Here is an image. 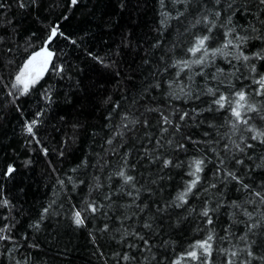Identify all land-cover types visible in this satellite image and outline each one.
<instances>
[{
  "label": "snow or ice",
  "instance_id": "6c2138e0",
  "mask_svg": "<svg viewBox=\"0 0 264 264\" xmlns=\"http://www.w3.org/2000/svg\"><path fill=\"white\" fill-rule=\"evenodd\" d=\"M85 2L0 0V119L12 111L23 117L24 106L39 95L43 104L24 120L23 128L45 158L53 149L41 140L38 129L57 104L58 90L51 81L73 82L74 90L90 99L100 96L105 82L135 79L122 67L125 50L138 51L131 32H122L118 42L104 40L102 52H94L87 47V31L76 38L66 31V22L84 10ZM159 3L157 36L141 58L142 67L152 64L154 70H149L127 108L111 95L103 97L108 106L106 137L99 145L103 155L95 153V164L85 158L72 171L87 173L89 167H99L103 173L110 164L107 157L120 159L103 179L92 175L90 180L72 181L73 190L83 185L87 195L71 206L66 217L69 226L90 229L88 235L97 249L104 238L119 245L112 255L116 264H215L214 252L222 257L221 264H264V0H170L174 13L165 10L166 0ZM13 6L24 15L35 13L37 27L23 37L8 15ZM119 7L126 9L125 0H120ZM171 21L177 22L174 34L169 31ZM68 46L83 50L94 77L79 78L84 69L68 63ZM157 52V61L150 60ZM217 59H223L230 71L217 65ZM13 65L15 71L6 77L2 69ZM211 68L215 71H207ZM170 69L177 71L173 75ZM166 73L172 78L161 79ZM176 101L182 102L180 107ZM64 103H69L67 96ZM59 119L72 129L54 149L62 158L84 125L78 119ZM198 129H203L199 139L194 132ZM97 135L92 133L94 140ZM137 145L139 154L133 160ZM32 163L30 158L22 161L24 168ZM173 171L186 179L175 196L164 198L162 182L171 180ZM18 172L15 162L9 163L0 171V180H13ZM57 183L65 186L59 178ZM233 192L237 193L234 198ZM124 197L127 200L121 202ZM54 206L55 200L42 208L38 220L29 225L33 233L43 230L46 219L60 215ZM14 207L7 197H0V208L11 213ZM222 212L229 221L223 235L217 232ZM3 219L9 223L0 227V242L13 247L7 253L0 251V258L7 255L9 264H46L34 255L41 251L38 242H28L25 236L26 243L20 244L11 235L15 224L9 216ZM99 219L104 221L102 226L94 223ZM112 219L118 225L108 222ZM193 219L199 220L195 230L206 235L189 239L184 251L175 256L178 242L171 232H182V226ZM21 248L33 252L16 259L14 254Z\"/></svg>",
  "mask_w": 264,
  "mask_h": 264
},
{
  "label": "trees",
  "instance_id": "16d2710c",
  "mask_svg": "<svg viewBox=\"0 0 264 264\" xmlns=\"http://www.w3.org/2000/svg\"><path fill=\"white\" fill-rule=\"evenodd\" d=\"M125 2L127 7L121 11L119 7L120 0H86L84 10L78 12L70 23L66 22L65 27L73 38L83 35L87 31L89 33L86 38L87 47L94 52H102L106 47L103 43L104 40H108L110 43L118 42L122 32H131L134 44L138 45V51L129 52L125 50L122 67L130 72L135 79L105 82L99 88L100 96L90 99H85L83 93H77L74 90L73 82L68 80L51 81L56 84L58 90L57 104L46 113L44 124L38 129L41 140L50 149H53L48 158L41 154L39 151L40 146L31 142L23 128L24 120L30 119L31 114L43 104L39 95L34 96L24 106L23 117L12 111L4 119H0V171H3L9 163L13 162L19 168V172L13 180H0V197H7L15 206L11 213H9L8 209L0 208V227L9 223V221L3 219L5 216H9L11 222L15 224L11 232L13 239L19 241L20 244L26 243L24 240L25 236L29 237L28 242H33V239H35L41 251L34 253V255L45 261L46 264H105V261H107V264H116L112 260V255L114 250L119 249V245L104 238L99 240L101 247L97 249V246L91 243V238L88 235L90 229L76 230L69 226L66 217L71 206L79 204L87 195V188L83 185L73 190L72 181H78V179L85 177L90 180L92 175H100L103 179L117 165L120 159L119 156L107 157L110 164L103 173L100 172L99 167H89L87 173L80 170L77 172L72 171L85 158L89 160L90 164H95L97 158L95 153L103 155V149L99 145L104 142L107 132L104 125L108 123L104 119L108 106L103 104V97L111 95L114 101L127 108L131 104L133 96L138 95V89L142 86V82L145 81V77L148 76L149 70H154L152 64L142 67L141 58L144 56V51L148 49L157 36L156 29L159 27L161 19L159 0H125ZM166 3L168 7L165 10L173 11L174 13L170 0H166ZM8 15L12 18L14 24L20 26L21 37L29 29L37 27L34 21V12L32 15H24L13 6L12 11ZM55 18V16L52 17V19ZM240 22L244 23L245 21L241 18ZM171 23L173 28L169 31L174 34L177 22L171 21ZM106 24L111 27H106ZM180 27L182 31L183 26ZM190 38V36L187 37V39ZM181 39L185 38L182 37ZM165 43H167L166 40ZM67 52L66 59L68 63L78 64L84 69L83 73L79 75L80 79L95 76V73L88 66L89 61L85 59L82 49L68 46ZM177 52L179 55H183L179 49ZM159 55V52L155 55H150V60L157 61ZM21 59L22 54L17 59V63H20ZM216 63L224 68L226 72L230 71L228 64L223 59H217ZM2 71L7 77L9 71H15V65L11 69L4 68ZM176 71L175 69L169 70L173 75ZM207 71L212 72L215 69L211 68L207 69ZM73 76L75 79V74ZM170 78L172 77L168 73L161 77V79L165 80ZM194 78L201 85L204 83L201 78ZM181 80L187 83L183 74H181ZM65 96L69 99L67 104L64 103ZM2 98L3 92L0 91V99ZM174 103L176 107H180L182 102L176 101ZM160 106L164 107V103L160 102ZM132 110L135 111V108ZM4 111H7V109ZM60 116H65L69 121L78 119L84 125L78 134L77 142L75 144L70 143V146L65 149V155L62 158L57 155L54 149L60 146L61 141L65 138L64 134L70 135L72 133V129L59 119ZM118 119L119 117L117 116L115 120L118 121ZM200 131H203V129L194 130L198 139L200 138ZM93 132L98 133L95 140L92 136ZM138 149H140V145L133 149V160L139 154ZM192 151L194 152L195 149L193 148ZM121 152H123V149H121ZM29 158L32 159L33 163L31 167L24 168L22 161ZM171 175V180L166 179L162 182L164 184V198L175 196L182 189L186 179L179 171H173ZM209 176H211V173H209ZM57 178L65 182L63 188L57 183ZM236 195L237 193H230L233 198ZM53 200L56 201V206L54 207L60 212V215L46 219L42 225L43 230L39 233H33L29 225L38 220L42 208ZM124 200H127V197L121 198V202ZM59 205L63 207H58ZM109 215L113 216L114 214L109 213ZM12 217H15V219L12 220ZM103 222V219H99L94 223L102 226ZM108 222L118 225V221L115 219ZM228 222L227 214L222 212L218 221L221 226L217 228V232L223 235L222 228L227 226ZM197 223H199V220L193 219L190 223L182 226V232H171L173 238L178 242L175 256H179L184 251L188 246L189 239L194 240L206 235L195 230ZM240 234L237 232V235ZM97 236H99V233H97ZM216 243L220 245L219 240ZM223 246L227 247L228 245L225 244ZM12 247L11 243H8L7 247H5V242H0V251L7 253V250ZM100 251L104 253L103 256L99 255ZM32 252V249L21 248L14 255L16 259L22 260L27 253ZM214 259L215 264H221L222 257L219 253L214 252ZM0 264H9L7 255L0 258Z\"/></svg>",
  "mask_w": 264,
  "mask_h": 264
}]
</instances>
